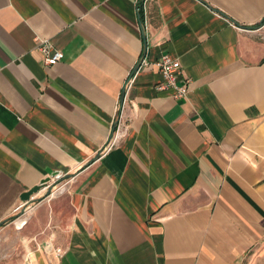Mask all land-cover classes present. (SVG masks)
<instances>
[{
  "label": "crops",
  "instance_id": "crops-1",
  "mask_svg": "<svg viewBox=\"0 0 264 264\" xmlns=\"http://www.w3.org/2000/svg\"><path fill=\"white\" fill-rule=\"evenodd\" d=\"M58 177L0 264H264V0H0L2 231Z\"/></svg>",
  "mask_w": 264,
  "mask_h": 264
},
{
  "label": "built area",
  "instance_id": "built-area-1",
  "mask_svg": "<svg viewBox=\"0 0 264 264\" xmlns=\"http://www.w3.org/2000/svg\"><path fill=\"white\" fill-rule=\"evenodd\" d=\"M37 49L42 53V62L46 65H54L63 56L62 51L53 49L46 41L39 42ZM155 65L162 77L158 87L174 88L177 97H184L187 94L188 84L182 80L180 62L168 55H161Z\"/></svg>",
  "mask_w": 264,
  "mask_h": 264
},
{
  "label": "rangeland",
  "instance_id": "rangeland-1",
  "mask_svg": "<svg viewBox=\"0 0 264 264\" xmlns=\"http://www.w3.org/2000/svg\"><path fill=\"white\" fill-rule=\"evenodd\" d=\"M63 178L58 177L53 184L48 187V190L44 193V196L34 199L31 203L27 206H23L15 212V215L8 219L4 225L6 231H2L0 228V256L3 253H7V248H9L7 243L16 244L19 229L24 226L25 223L29 220L35 206L38 202L44 200V198L48 197L49 195H58V193L63 192L65 190V186L62 185ZM4 232V233H3ZM8 241V242H7Z\"/></svg>",
  "mask_w": 264,
  "mask_h": 264
},
{
  "label": "water",
  "instance_id": "water-1",
  "mask_svg": "<svg viewBox=\"0 0 264 264\" xmlns=\"http://www.w3.org/2000/svg\"><path fill=\"white\" fill-rule=\"evenodd\" d=\"M57 173H54L52 176L56 175ZM50 180V177H44L42 180H40L39 184L32 186L29 188V190L24 191L21 195L20 198L23 200H29L30 195L37 193L40 189L43 188L47 184V182Z\"/></svg>",
  "mask_w": 264,
  "mask_h": 264
}]
</instances>
